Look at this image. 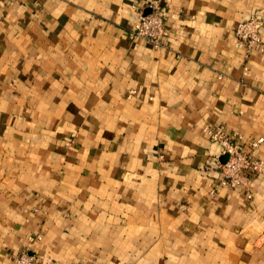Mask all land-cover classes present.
<instances>
[{"label":"crops","instance_id":"obj_1","mask_svg":"<svg viewBox=\"0 0 264 264\" xmlns=\"http://www.w3.org/2000/svg\"><path fill=\"white\" fill-rule=\"evenodd\" d=\"M146 2L0 0V264H264V177L217 188L203 131L264 137V0H159V47Z\"/></svg>","mask_w":264,"mask_h":264},{"label":"built area","instance_id":"obj_2","mask_svg":"<svg viewBox=\"0 0 264 264\" xmlns=\"http://www.w3.org/2000/svg\"><path fill=\"white\" fill-rule=\"evenodd\" d=\"M147 13L141 8L138 22L130 30V34L159 47L164 35L163 9L159 0H147ZM264 30V13L258 11L248 19L239 22L235 28L236 46L244 49L246 58L250 52L261 44V33ZM246 70V67L244 68ZM210 141L218 144L220 151L213 158L214 167L218 171L217 188L237 189L248 187L252 177H264V161L253 155V150L264 144V137H259L244 147L243 137L237 132H227L220 126H206L203 129ZM222 156H227L224 163ZM248 198H251L250 194ZM14 264H38L34 254L21 251L13 258Z\"/></svg>","mask_w":264,"mask_h":264},{"label":"water","instance_id":"obj_3","mask_svg":"<svg viewBox=\"0 0 264 264\" xmlns=\"http://www.w3.org/2000/svg\"><path fill=\"white\" fill-rule=\"evenodd\" d=\"M226 159H227V156H222V157L220 158V162L224 163V162L226 161Z\"/></svg>","mask_w":264,"mask_h":264}]
</instances>
